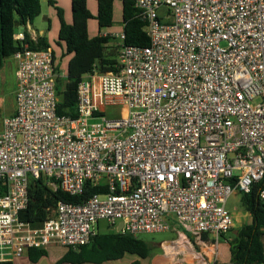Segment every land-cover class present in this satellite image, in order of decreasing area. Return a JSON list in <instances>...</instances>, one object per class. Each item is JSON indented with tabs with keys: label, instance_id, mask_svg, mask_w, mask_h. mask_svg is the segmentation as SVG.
I'll use <instances>...</instances> for the list:
<instances>
[{
	"label": "built area",
	"instance_id": "built-area-1",
	"mask_svg": "<svg viewBox=\"0 0 264 264\" xmlns=\"http://www.w3.org/2000/svg\"><path fill=\"white\" fill-rule=\"evenodd\" d=\"M135 2L150 45H125L124 25L108 33L119 41L117 72L83 77L77 118L57 113L51 49L25 44L13 55L16 113L0 130V262L79 250L102 221L134 237L176 221L218 241L235 226L231 195L264 180V0ZM34 180L71 196L88 183L107 192L59 202L33 227L20 215Z\"/></svg>",
	"mask_w": 264,
	"mask_h": 264
},
{
	"label": "trees",
	"instance_id": "trees-1",
	"mask_svg": "<svg viewBox=\"0 0 264 264\" xmlns=\"http://www.w3.org/2000/svg\"><path fill=\"white\" fill-rule=\"evenodd\" d=\"M116 0H97L98 21L100 30L111 29L114 26V4ZM123 2V30L126 35L125 45L146 47L150 45L147 22L136 7L135 0H122ZM73 23L68 25L62 20L59 40L65 45V50L72 55L67 67L66 82L62 85L57 79L58 106L60 116L77 118L78 85L83 77L99 70L101 73L117 72L119 41L111 35H100L95 38L89 36V20L93 15L88 8V0H73ZM62 18L63 13L59 10ZM41 15V0H0V71L5 60L12 57L17 51L28 44L32 50H47L49 44L45 39L34 41L28 34L27 27ZM23 29L25 41L16 40L15 29ZM59 70V69H58ZM63 86V88H61ZM7 184H0V195L7 191ZM107 192L106 186L95 187L88 183L82 196H71L61 190H53L46 186L42 180H34L30 184V202L27 209L21 212L20 218L29 222L33 227H40L50 217L59 202L80 204L96 194ZM264 180L254 184L251 192H241V203L251 217V223L237 230L234 242L227 239L231 262L233 264H264ZM225 238V235H222ZM202 240L208 241L209 236L204 234ZM125 253H137L146 256L149 246L138 237L122 235L119 233H99L91 243L80 248L79 252L70 249L65 260L75 255L78 263L97 262L116 259ZM30 260L38 263L46 250L32 249L28 251ZM0 264H13L0 262Z\"/></svg>",
	"mask_w": 264,
	"mask_h": 264
},
{
	"label": "crops",
	"instance_id": "crops-1",
	"mask_svg": "<svg viewBox=\"0 0 264 264\" xmlns=\"http://www.w3.org/2000/svg\"><path fill=\"white\" fill-rule=\"evenodd\" d=\"M72 1L73 0H41V15L27 27L28 34L32 40L37 41L38 39H45L48 42L49 49L53 51L56 59L66 52L65 45L59 40V33L62 20L68 25L73 23ZM118 3L119 5H123L122 0H116L114 4V14L115 5ZM88 8L93 15V19L96 20L95 18L98 14L97 0H88ZM59 10L63 13L62 18L59 14ZM88 28L90 38L107 35L112 29L100 30L97 20L96 22H91V20H89ZM19 31L23 32V29H19ZM17 67V61L12 56L5 60L0 74L3 78H6L9 72L16 81ZM15 113L16 104L6 117L13 116ZM2 124L3 121L0 123V130L2 129ZM170 231L175 233L174 239L162 241L160 244L156 245L147 243L149 246V253L146 256L139 255L137 257L133 255L134 259H130L129 261L128 255L125 254V250H122L121 256L116 259L78 263L75 261V255H70V258L65 260L70 249L61 246H51L45 249L47 255L43 256L38 263H33L30 260L28 252L19 258H9V262L13 264H42L44 258L50 255V252L53 251L52 249L55 248V250L59 252L58 257L53 261H48V264H233L231 259L229 263L220 262L219 252L216 254V252L205 243L207 241L204 242L202 238L201 240L195 238L188 228L180 223L174 221L172 230ZM114 233H117L116 229ZM210 240L215 242V238L209 236L208 241ZM225 241L228 244L227 239H225Z\"/></svg>",
	"mask_w": 264,
	"mask_h": 264
},
{
	"label": "rangeland",
	"instance_id": "rangeland-1",
	"mask_svg": "<svg viewBox=\"0 0 264 264\" xmlns=\"http://www.w3.org/2000/svg\"><path fill=\"white\" fill-rule=\"evenodd\" d=\"M120 6V7H119ZM165 10H161L159 13L162 14ZM96 20H92L93 22ZM123 25V5L116 4L115 5V14H114V26L111 29V32L119 31ZM72 59V55H69L65 52L64 55L59 56L57 60V67L59 69V79L62 81V85L66 82L64 78L67 75V67ZM64 76V77H63ZM63 88V86H61ZM17 89V77L16 81L14 77L8 72L6 78H3L0 74V123L4 120V118L9 115L11 110L16 104V95L15 91ZM113 110L117 111L120 115L124 114L125 108L123 106H118L112 108ZM242 194L241 192L236 191L234 194L231 195L227 202V209L233 214L235 219V226L234 228L225 234V238L220 237L218 241L215 239L214 241H207L205 242L208 247L212 248L213 251L219 252L220 262L229 263L230 262V251L229 245L226 243L225 239L231 240L234 242V239L237 234V230L241 229L242 227L246 226L247 224L251 223V217L244 209L242 203ZM98 230H100L101 234L107 233H114L115 228L110 227L106 221H102L99 225ZM140 240H143L145 243L149 244H160L162 241H167L175 238V233L172 231L167 232H159V233H144L138 237ZM53 251L50 252V255L44 258L42 264H48V261H53L55 258L58 257L59 252L52 249ZM78 253V250H75ZM125 254L128 255V261L130 259H134L133 255L139 256L137 253H130L126 252ZM126 255V256H127ZM132 257V258H131ZM127 262V261H125Z\"/></svg>",
	"mask_w": 264,
	"mask_h": 264
},
{
	"label": "water",
	"instance_id": "water-1",
	"mask_svg": "<svg viewBox=\"0 0 264 264\" xmlns=\"http://www.w3.org/2000/svg\"><path fill=\"white\" fill-rule=\"evenodd\" d=\"M19 32V28L15 29V33L17 34ZM263 244H264V238H263Z\"/></svg>",
	"mask_w": 264,
	"mask_h": 264
},
{
	"label": "bare ground",
	"instance_id": "bare-ground-1",
	"mask_svg": "<svg viewBox=\"0 0 264 264\" xmlns=\"http://www.w3.org/2000/svg\"><path fill=\"white\" fill-rule=\"evenodd\" d=\"M195 261V260H194Z\"/></svg>",
	"mask_w": 264,
	"mask_h": 264
}]
</instances>
